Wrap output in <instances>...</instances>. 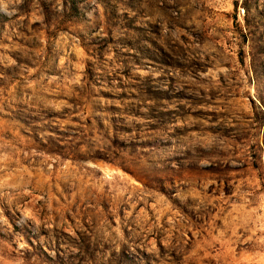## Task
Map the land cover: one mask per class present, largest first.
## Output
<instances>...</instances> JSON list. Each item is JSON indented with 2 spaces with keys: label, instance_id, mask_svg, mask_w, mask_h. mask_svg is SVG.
I'll list each match as a JSON object with an SVG mask.
<instances>
[{
  "label": "rangeland",
  "instance_id": "374dc122",
  "mask_svg": "<svg viewBox=\"0 0 264 264\" xmlns=\"http://www.w3.org/2000/svg\"><path fill=\"white\" fill-rule=\"evenodd\" d=\"M0 264H264V0H0Z\"/></svg>",
  "mask_w": 264,
  "mask_h": 264
}]
</instances>
